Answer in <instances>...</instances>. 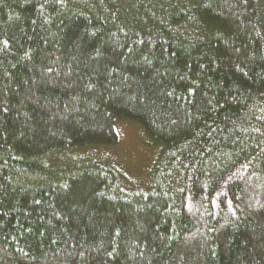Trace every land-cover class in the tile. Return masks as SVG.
I'll list each match as a JSON object with an SVG mask.
<instances>
[{
  "label": "trees",
  "instance_id": "trees-1",
  "mask_svg": "<svg viewBox=\"0 0 264 264\" xmlns=\"http://www.w3.org/2000/svg\"><path fill=\"white\" fill-rule=\"evenodd\" d=\"M0 264H264V0H0Z\"/></svg>",
  "mask_w": 264,
  "mask_h": 264
},
{
  "label": "rangeland",
  "instance_id": "rangeland-1",
  "mask_svg": "<svg viewBox=\"0 0 264 264\" xmlns=\"http://www.w3.org/2000/svg\"><path fill=\"white\" fill-rule=\"evenodd\" d=\"M115 128L119 137L117 147L110 146L111 149L106 151L92 149L90 153L98 159L111 156L119 166H122L132 184L142 185L145 171L155 160V154L152 152L154 147L143 143L141 130L136 124L116 121Z\"/></svg>",
  "mask_w": 264,
  "mask_h": 264
}]
</instances>
